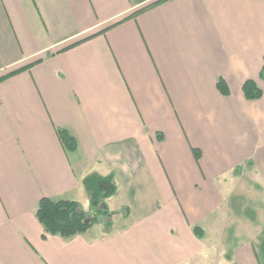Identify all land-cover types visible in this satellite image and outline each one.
Masks as SVG:
<instances>
[{
    "label": "crops",
    "instance_id": "obj_1",
    "mask_svg": "<svg viewBox=\"0 0 264 264\" xmlns=\"http://www.w3.org/2000/svg\"><path fill=\"white\" fill-rule=\"evenodd\" d=\"M263 67L264 0H0V264H264Z\"/></svg>",
    "mask_w": 264,
    "mask_h": 264
},
{
    "label": "trees",
    "instance_id": "obj_2",
    "mask_svg": "<svg viewBox=\"0 0 264 264\" xmlns=\"http://www.w3.org/2000/svg\"><path fill=\"white\" fill-rule=\"evenodd\" d=\"M79 42L80 41L73 43L72 46L78 44ZM21 70H23V68L6 74L0 78V82L20 72ZM260 76L264 79V67ZM218 87L223 94H228V89L221 80L218 82ZM242 90L248 100H256L261 98L263 95L262 89L253 79L244 82ZM57 133L63 147L66 150L74 151L77 149V140L67 129L58 128ZM194 153L196 159L199 160L201 152L198 149H194ZM104 200V198L99 199L96 203L97 205L94 204L90 211H86L76 200H55L49 197H42L37 205L35 214L43 225L46 235L50 234L58 235L63 238H70L75 235L85 233L94 224L102 222L103 219L106 220H104L106 224L110 223L111 214L108 209V205ZM100 203L104 204V209H97Z\"/></svg>",
    "mask_w": 264,
    "mask_h": 264
},
{
    "label": "rangeland",
    "instance_id": "obj_3",
    "mask_svg": "<svg viewBox=\"0 0 264 264\" xmlns=\"http://www.w3.org/2000/svg\"><path fill=\"white\" fill-rule=\"evenodd\" d=\"M70 155H72V154H70ZM97 205V204H96ZM112 206H114V205H112ZM97 209H104V204L103 203H100L99 204V206H98V208ZM107 209V208H106ZM96 211V210H95ZM108 211V210H107Z\"/></svg>",
    "mask_w": 264,
    "mask_h": 264
}]
</instances>
